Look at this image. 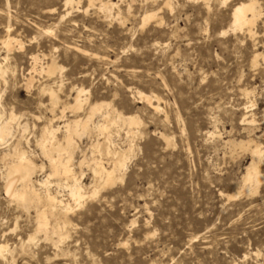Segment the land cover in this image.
Returning a JSON list of instances; mask_svg holds the SVG:
<instances>
[{
	"label": "rangeland",
	"instance_id": "1",
	"mask_svg": "<svg viewBox=\"0 0 264 264\" xmlns=\"http://www.w3.org/2000/svg\"><path fill=\"white\" fill-rule=\"evenodd\" d=\"M107 1L75 0L67 8L66 0H0V63L13 71L0 79V123L16 114L12 135L0 143V244L13 250L0 264H264V180L243 193L252 157L233 147L253 141L264 152V59L254 61L264 53V0L254 39L231 27L234 8L249 0H110V14L101 9ZM150 13L156 17L143 25ZM8 28L16 40L10 52L2 44ZM52 60L63 69L49 78L40 69ZM49 87L59 89L54 111ZM76 88L89 91L88 101L61 119ZM137 92L157 97L160 110ZM99 103L138 117L141 129L130 137L121 123L102 136L94 129L102 117L94 116L90 132L76 136L71 166L85 174L91 192L96 167L111 168L113 152L132 143L123 181L81 207L70 199L72 180L54 177L51 192L74 211L49 213V235L26 243L36 233L38 208L27 211L6 195L5 168L15 158L5 156L21 140L45 167L33 180H45L52 169L40 146L43 128L55 118L62 142L64 126ZM53 157L68 160L64 151ZM57 227L63 231L54 234Z\"/></svg>",
	"mask_w": 264,
	"mask_h": 264
},
{
	"label": "bare ground",
	"instance_id": "2",
	"mask_svg": "<svg viewBox=\"0 0 264 264\" xmlns=\"http://www.w3.org/2000/svg\"><path fill=\"white\" fill-rule=\"evenodd\" d=\"M202 1L206 5H211V2H212V0H202ZM80 2L81 0H79L78 3ZM89 2L90 4H93L94 0H89ZM220 2L222 5H226L229 2V0H220ZM65 4H66V7L68 8L70 6L75 5L76 2L75 0H66ZM164 4L168 6L174 5L173 0H166ZM115 7H116V4H114L110 0L101 5V9L107 14H110L114 10ZM73 10L74 9H72V11ZM155 17H156L155 13L145 14L143 18V25L146 22H148L150 19H153ZM262 18H263V10L258 0L242 1L233 10L231 27L234 32H237V31L245 32L250 38L254 39L257 35V32H256L257 24L260 20H262ZM6 30H8L7 32L8 35L2 44L8 50V52H10L16 40L10 34L9 28ZM259 58L264 59V53L256 52L254 61L257 62ZM31 59L33 60V62H36V63L37 61H40L38 60L37 55L35 57L33 56ZM6 60H9V59L7 58L4 61ZM4 64L0 63V79L6 81L7 74L8 73L13 74V71L11 72V70L9 69L11 66L8 68ZM38 64L40 63L38 62ZM36 66L39 67L38 65ZM62 69L63 68L58 66L55 60H52L51 63L48 64L46 67L41 68L40 69L41 72L40 71L39 72L46 74L50 78V77H54L59 71L61 72ZM32 80H33L32 78L29 79V81L27 80L29 85L32 83ZM75 90H76V95L74 96L73 105L71 104L72 106L63 107L60 109L61 110L60 114L62 115L61 119L66 117L65 115L67 114L68 110H72V112H77V113L80 112L83 109L85 103L88 101L89 91L84 90L83 88L81 89L76 88ZM47 92L50 96L52 108L54 111L57 109V107L60 104L59 89L56 90L53 87H49L47 89ZM137 95L141 101L147 102V104H149L155 111L160 110V106L158 104L157 105L153 104L155 102L154 100L157 99V97L146 95L141 92H137ZM92 105L93 104H91V106ZM109 107L110 105H107V106L100 105V103L96 105L94 104L90 108V112L87 118L78 117L74 120L69 121L64 126L65 130L63 131H65L66 136L64 138V141L62 142L59 140V137H58V134L61 131V128L54 126L55 118L48 122V124L42 130L40 146L42 147L45 158L50 163L52 171L47 176L45 175L47 178H45V180L41 182L39 181L36 183L33 179H34V176L36 175V172H38V170L40 172H44L45 167L44 165L38 166L35 163L32 156H29L28 152L25 151V149L22 147L21 140H19L18 143L14 146L12 153L5 156V157L11 156L15 158V162L9 164L7 168H5L7 170L6 175H5L6 184L4 188L6 189L7 194L6 193L5 194L8 195L10 198H12L14 201H16L18 204H20L22 207L27 209V211L32 206H36L38 208L37 210L38 224H37L36 233L30 236L28 238L29 239L28 242L26 243H32L33 241H35L38 234L45 233L46 236L49 235V231H48L49 213L54 214L57 211H62L63 213L68 215L70 212L74 211L73 204H75L76 206L81 205L82 207V205L85 203L87 199L89 198L92 199L98 196L101 190L105 188L106 186L113 185L117 181H123L124 176L126 175V172L128 170L129 163L131 161V155L134 152V145H132V143L127 148H124V149L122 148L120 150H115L113 152L114 164L113 166L111 165L112 166L111 168L105 167L104 165H100L99 167H96L95 171H93L94 176L96 178V183H95L96 185L94 186V189L91 190V192L87 193L84 190L85 185L84 183H82V180L83 178H85V174L83 173V175L77 176L74 173V170L72 169V166H71V163L74 159V155L77 149L76 136H79L82 132H84L85 134L90 132V127H91L92 120H93L92 118L94 116L101 115L102 117L100 122L98 123L96 122L97 124L94 127V129L97 130L96 132L100 133V135L102 136L109 133L113 125L121 124V123L127 127L126 129H128V135L130 137H135L139 133V129H141L140 127L142 124L141 119H139L138 117H125L119 112H117L116 110L114 109L111 110V108ZM14 114L15 113L11 114L9 120H6L0 123V143L2 144L4 141H6L8 137L12 135V124H13L12 122L16 120V114L15 115ZM246 116L244 120H246ZM250 123H253V122L251 121ZM23 131L24 132L27 131V125L23 126ZM211 135L213 136L214 133H212ZM109 144L110 142L106 144L108 149H110V146H108ZM100 146L102 147V144L100 143V140H98V142L94 145V148L98 149L100 148ZM233 147L235 148L238 147L250 153L252 157V162L247 167V171L243 176L242 189H243V193H246V194L251 193V192H256L260 184L264 180L262 176L263 174H261V166L264 163L263 148L259 144L254 143L253 141H248V142L240 141L239 143L234 142ZM54 151H59V152L64 151V153L68 155L67 162L62 161V163H58V161L53 157ZM60 174H62L68 180H72V186L70 190L71 193L70 191L69 193H70V199L74 202L73 204L66 203L67 200H65L64 202L63 200H61L63 198L60 199L58 194H54L53 192H51L50 186H52L51 185L52 179ZM37 187H40V189H37ZM88 188L90 189L91 187H88ZM41 206H43L44 210H41L40 208ZM66 226H67V223L65 224V227ZM62 231L57 227V228H54L53 233L59 234ZM60 235H61V241L66 238L64 234H60ZM21 243L22 241L20 242V244ZM11 251L13 250H10L8 244H5V245L0 244V255L4 257V260H7L8 257L6 256H10L9 254L12 253ZM13 262H14V259H13Z\"/></svg>",
	"mask_w": 264,
	"mask_h": 264
}]
</instances>
